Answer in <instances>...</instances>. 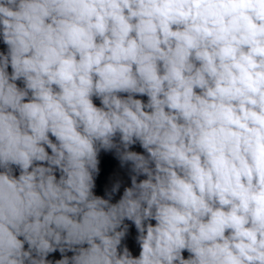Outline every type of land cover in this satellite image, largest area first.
Wrapping results in <instances>:
<instances>
[{
    "label": "clouds",
    "instance_id": "clouds-1",
    "mask_svg": "<svg viewBox=\"0 0 264 264\" xmlns=\"http://www.w3.org/2000/svg\"><path fill=\"white\" fill-rule=\"evenodd\" d=\"M0 264H264V0H0Z\"/></svg>",
    "mask_w": 264,
    "mask_h": 264
}]
</instances>
